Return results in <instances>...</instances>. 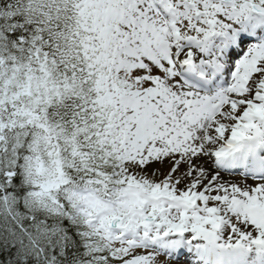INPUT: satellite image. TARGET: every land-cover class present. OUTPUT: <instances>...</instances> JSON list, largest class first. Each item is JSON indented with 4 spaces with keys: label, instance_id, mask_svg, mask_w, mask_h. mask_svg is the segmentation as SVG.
<instances>
[{
    "label": "snow or ice",
    "instance_id": "obj_1",
    "mask_svg": "<svg viewBox=\"0 0 264 264\" xmlns=\"http://www.w3.org/2000/svg\"><path fill=\"white\" fill-rule=\"evenodd\" d=\"M0 264H264V0H0Z\"/></svg>",
    "mask_w": 264,
    "mask_h": 264
}]
</instances>
